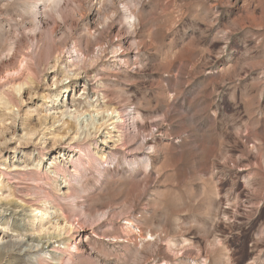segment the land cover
<instances>
[{
  "label": "rangeland",
  "instance_id": "rangeland-1",
  "mask_svg": "<svg viewBox=\"0 0 264 264\" xmlns=\"http://www.w3.org/2000/svg\"><path fill=\"white\" fill-rule=\"evenodd\" d=\"M0 204V264H264V0H0Z\"/></svg>",
  "mask_w": 264,
  "mask_h": 264
},
{
  "label": "bare ground",
  "instance_id": "bare-ground-1",
  "mask_svg": "<svg viewBox=\"0 0 264 264\" xmlns=\"http://www.w3.org/2000/svg\"><path fill=\"white\" fill-rule=\"evenodd\" d=\"M83 40V39H82ZM86 42V41H85ZM75 50H74V53H76L75 55L73 54V55H71V57H74L75 56V58H76V60H75V58L73 59V60H71L70 62H69V64H68V66H67V68H66V70H72V68L74 67V68H77L78 67V63H79V61H81L82 59H87V54H86V50L87 49H84L83 48V46H82V44L83 43H81V40L80 39H76L75 40ZM86 47L88 48L89 46H90V42L87 40V42H86ZM115 47V46H114ZM121 47V46H120ZM122 49V48H121ZM89 52V51H88ZM114 53L115 52H117V50H116V48H115V50L113 51ZM70 53V52H69ZM116 54V53H115ZM121 57V54L120 55H118L117 57ZM80 57H82V59L80 58ZM23 68H25V66H23ZM78 70H79V68H77ZM77 69H75V70H77ZM14 72V71H13ZM20 72V71H19ZM28 72V71H27ZM13 74V73H12ZM11 75V74H10ZM18 76V75H17ZM26 76V75H25ZM13 78H12V81H10L7 85H9V86H13V88H15V86H17L18 87V89H20L21 88V86H23V83H22V81L24 80H21V81H19V78L20 77H22V76H20L18 79H16V78H14V76H12ZM26 82V81H25ZM1 95H2V91H1ZM9 95H12V93H9ZM2 206V204H0V207ZM34 240V239H33ZM17 242V241H16ZM23 242V240H20V241H18L17 242V244L19 243V244H21ZM25 242V241H24ZM52 250V249H51Z\"/></svg>",
  "mask_w": 264,
  "mask_h": 264
}]
</instances>
